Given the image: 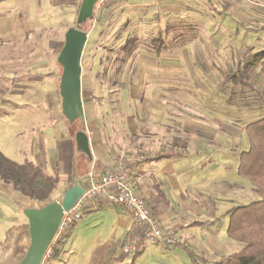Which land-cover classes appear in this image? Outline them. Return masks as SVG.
Segmentation results:
<instances>
[{"label":"rangeland","instance_id":"1","mask_svg":"<svg viewBox=\"0 0 264 264\" xmlns=\"http://www.w3.org/2000/svg\"><path fill=\"white\" fill-rule=\"evenodd\" d=\"M118 3L116 0L112 5L114 10L119 7L115 5ZM134 3L138 5L132 7L128 2L120 5L119 10H112L113 14H109L110 9L108 12L102 7L99 11L96 10L94 21L83 25V31L85 30L88 37L83 59H80L82 97L85 99L87 93L91 94L90 113L94 115L98 125L106 128V137L113 142V146L125 145L119 155L121 158L126 155L130 162L144 156L143 145L147 139L144 136L152 131L161 132L160 125L157 124H167L170 131H176L180 129V120L176 117L182 118V112L193 113L192 110L203 121H208L206 128L210 132L205 134L209 135L212 144L209 147L207 145L196 148L198 154L191 153L184 161L179 160L181 163H174H179L183 169V173L176 179L180 183V193L171 188L163 189L165 197L162 199L174 205L185 201L190 203L191 199L199 201V215L194 219L206 224L186 229L180 235L182 238L187 237L189 243L186 247L191 249L190 252L200 264H214L241 247L240 243L226 237L228 211L259 199L253 186L236 171L240 153L248 149L245 126L264 115V79L256 61L264 58V0H136ZM39 15L43 19L38 20L44 21L46 14ZM132 16L137 18L133 19ZM55 17L56 21H50L48 34L42 38L43 42L48 39L56 41L55 53L52 50L41 51L39 55L41 60L50 58V66L46 64L30 71L29 67L21 63V60H28L29 51L24 49L29 45L24 44V41H30L36 35L32 33L30 26L38 20H24L20 23L23 25L13 34L2 37L4 45L1 56L10 61L16 55L17 59L21 58L18 66L13 69L16 74L14 79H19L20 88L24 85L23 89L27 93L32 89L47 91L50 86L44 78L48 77V73L53 75L51 82L56 85V92L53 94L47 93L43 97L28 95L18 100L16 107L0 108V152L18 163L26 158L33 160L40 150H44L47 142L52 147L66 132L71 133L73 138L82 128L87 134L90 133L91 120L86 113V104L82 103L83 124L79 120L73 124L66 121L61 114L59 99L56 100L58 113L51 105L54 95H59L61 67L56 60L63 46V34L75 25L77 14H55ZM109 17L115 22L108 20ZM122 18L137 24L136 29L127 31L130 34L137 32V44L135 56L124 65L117 76V86H111L108 79L96 76L101 68L99 57L104 54L100 46L106 45L113 38L116 32L114 25L118 19L123 20ZM156 31L160 32L164 40L162 51L167 57V69L162 72L153 71L149 75L150 71L145 62L152 60L153 55L148 52V41ZM121 35V40L126 38V34ZM37 47L39 45L35 49ZM32 73L39 75L35 77L33 86H30L28 76ZM233 75L240 78L242 83L235 86L227 81V76ZM2 77L3 80L8 79L6 75ZM141 79L143 85L140 93L120 99L126 92H130L129 83L135 84ZM10 82L11 79L8 86L15 87ZM166 111L170 113L168 122ZM128 126L142 140L140 151L139 146L134 150L130 147L133 138ZM168 151L179 153L173 149ZM210 158L212 163H206V168L200 171V164ZM187 162L190 163L185 167ZM50 166L46 165L48 170ZM192 166H196V169L189 175L188 169ZM160 181L165 182L162 177ZM195 181L199 188L193 189V194L186 193L184 186ZM62 196V190L57 188L49 202H60ZM40 207L42 206L31 201L26 203L11 187L0 183V257L5 241L22 225L26 235V251L29 245V236L26 233L28 221L23 211L26 208ZM186 214V217H190L189 213ZM81 218L72 238L73 241L77 236L86 239L80 243L81 248L76 240L72 245L68 244L63 256L66 260L60 264H86L91 247L89 242L98 231L102 242L111 240L110 237L113 236L120 237L114 233L113 216L105 212L91 216L82 214ZM128 244L130 243L123 246L122 239L108 244L106 261L112 260V264H193L182 246L166 249L144 243L141 247L142 253L134 255L135 251L132 250L125 255L123 250Z\"/></svg>","mask_w":264,"mask_h":264},{"label":"crops","instance_id":"2","mask_svg":"<svg viewBox=\"0 0 264 264\" xmlns=\"http://www.w3.org/2000/svg\"><path fill=\"white\" fill-rule=\"evenodd\" d=\"M82 0H0V52L3 40V36L11 35L13 34L19 26H22L20 23L24 22V20L27 22L28 19L31 20H38L43 19L42 16L39 14H46L44 16V21L38 20L32 24L31 29L32 33L36 34L33 35L32 40L28 41L25 40L24 44L29 45L28 48H25L24 50L29 51L28 52V60H25L21 63L24 64V66L29 67L30 71H33V69H37V67L43 66L46 64L48 66L51 65V62H49V59H40L39 55L41 51H50L52 50V53H55V43L56 41H49V39L45 42L42 41V38H45V35H47V29L50 27L51 23L50 21L53 19L56 21L55 14H78V7H80ZM119 3L115 4L118 5L115 10L113 9L112 5L105 4L104 9H106L109 14H113L112 10L114 12L116 10L120 9V5L130 3V6L134 7V5H138L134 2L136 0H118ZM114 5V6H115ZM111 6V7H110ZM141 6V5H139ZM138 6V7H139ZM94 7V17L96 14V10L102 9ZM116 7V6H115ZM110 9V10H108ZM105 10V11H106ZM168 8L166 9L167 12ZM99 12H97L98 14ZM52 14L54 16H52ZM99 15V14H98ZM135 15V14H134ZM258 15V14H256ZM264 16V15H263ZM134 17V16H132ZM137 18L134 17L133 19ZM145 18V17H144ZM23 21H21V20ZM123 19V18H122ZM124 18L123 20L118 19V23L116 22L114 25V31L119 28L120 25H122L126 20ZM21 22H19V21ZM108 20H112L111 17H109ZM108 20H106V23L109 24ZM41 21V22H40ZM54 21V22H55ZM94 21V20H93ZM115 22V20H112ZM25 22V24H26ZM37 22H40V24H35ZM53 26V25H52ZM118 26V27H117ZM156 26V25H155ZM56 27V24H55ZM53 27V29L55 28ZM137 24L136 23H130L128 21V24L124 27V31H131L132 29H136ZM141 27L139 26V29ZM55 31V30H53ZM49 32V31H48ZM124 32V33H125ZM40 34V35H39ZM37 36V37H34ZM44 36V37H43ZM41 37V38H40ZM39 45L35 49V46ZM13 50V49H12ZM163 48H161V52L159 54L150 53L153 55L151 57L152 60H150L148 63L145 62V65L147 66L149 72L153 73V71H160L167 69V62H166V54L163 53ZM36 51V53H35ZM50 54V53H49ZM17 56V55H16ZM13 57L14 59L12 61L8 60L6 57L1 56L0 54V108L1 107H16L18 103H16L20 99H24L25 96H34L38 95L39 97L46 96L47 93H54L56 92L55 86L53 82H51V77L53 75H49L48 77L44 78V81H46L50 88L47 91H41V90H35L32 89V91L25 92V89H23L25 86L23 85L22 88H20L21 84L18 78L14 79V68L18 66L20 59H17V57ZM135 56V55H134ZM148 61V60H147ZM18 62V63H17ZM160 62V63H159ZM45 63V64H44ZM131 63V62H130ZM11 68V69H10ZM11 72V74L9 73ZM136 73V72H135ZM53 74V73H52ZM6 75L8 77L7 80H3V77ZM35 73H32L28 76L30 81V86H33V82L36 81V78L39 73L36 75ZM13 76V77H11ZM148 76V75H147ZM146 76V77H147ZM145 77V80H146ZM82 78V77H81ZM143 78V77H142ZM11 79V82L13 85L15 84V87L12 86L10 88L8 86L9 80ZM22 80V79H21ZM82 81V79H81ZM143 79L140 81L138 80L135 84L132 82L129 83L130 92L125 93L120 97V99H123L124 97H133L135 94L140 93V89L142 88ZM4 84V85H2ZM20 84V85H19ZM82 84V83H81ZM31 89V88H30ZM115 92V91H114ZM85 99L82 97V90H81V98L80 100L82 103L86 104V110L88 113V118L91 120L90 126V133H86L88 136V142H89V149L91 153V160H89L84 154L80 153L76 149L75 140L72 137L71 133L66 132V134L62 137V139H57L55 141V145L52 147H49V144L47 142V146H45L44 150H40V153H38V156H35V158L31 161L34 163L40 165L42 169L55 174L58 176L59 179V186L58 189H61L62 192L68 190L69 188L73 186H77L80 189L86 190L88 186V179L86 178L87 175L92 172L94 175L99 176L100 174H103L107 170H111L113 167L117 165L120 161L123 162V164H126L128 167L129 173H130V179L132 183V188L135 190L136 193H138L143 199L144 202H146L148 208L151 210L152 215L155 216V218L160 222V224H164L167 227H170L176 236V238L180 241V243H183L185 246H188V239L182 238L180 235V232L185 231L186 229L193 228L188 227L192 222H197L198 220H195L194 218L198 217L200 208H198V200L191 199L190 203L181 202L176 203L175 205L166 201L165 199H162L165 197V192L167 188H171L174 192L180 193V189L178 188L179 181H176L178 179V176L180 173H183L182 166L179 165L182 161H184L187 156H189L191 153L198 154V150L196 148H203L205 146L209 147L212 143L210 142L211 139L209 138V135H206L205 133L210 132L209 128L207 127L208 121H203L202 118L198 117L196 115V112L192 110L190 112L181 113L184 117H176V119L180 120V129H177L176 131H170L167 127V124H157L160 125L161 132H150L149 135H145L147 139L145 140V144L143 145V150L145 152V156L149 159L147 162L139 163L142 156L138 159L135 158V160L132 162L128 161V157L124 155L123 158H121L122 148L125 146H113V142L111 143V140L108 139L106 136V128L103 126L98 125L99 123L96 122L94 115L90 113V107L89 103L91 102L90 97L91 94L87 93ZM128 94L130 96H128ZM61 100L60 96L54 95L53 99H51V105L54 108L55 112L57 111V101ZM83 99V100H82ZM162 111V109H160ZM3 109H1V113H3ZM163 112V111H162ZM161 112V113H162ZM55 113V114H56ZM169 112L166 111V118L167 122L169 121ZM93 117H92V116ZM163 116V114H161ZM59 120V116L57 117ZM128 129L130 131V135L133 138V141L130 142L131 149H136L139 146L142 148V140L137 136L136 131H131V129ZM154 127V126H152ZM114 135H112L111 138H113ZM110 140V142L108 141ZM139 140V141H138ZM211 143V144H210ZM189 148H192L190 150ZM168 149H173L174 151H178L180 157H177L175 159H160L157 161L158 155L161 153H165L168 151ZM27 159V158H26ZM24 160V159H23ZM181 162H180V161ZM178 161L179 163H176ZM212 159L210 158L209 161H206L202 164H200L199 169L200 171L205 169V165L212 163ZM130 162V163H128ZM186 162V161H185ZM190 163V162H189ZM188 162L185 163V167L189 164ZM47 164H50V168L48 170V167H46ZM196 169V166H192L188 169V174L194 173ZM163 178L165 180L164 183L160 181V178ZM165 184V186H164ZM198 183L196 181L193 183H188V185L184 186V190L186 193L193 194L194 191L198 187ZM195 189V190H193ZM173 192V193H174ZM22 197V196H21ZM24 198V197H23ZM24 201L28 203V199L24 198ZM30 202V201H29ZM176 202H178L176 200ZM99 212H105L107 215L113 216V229L114 233H117L120 235V237L113 236L110 237L111 240L102 242L100 240L99 231L96 235H92V240L90 243V252L88 254L87 263L86 264H112V260L106 261L107 258V246L108 244H112L113 241L122 239L123 246L126 243H134L135 245L140 244V251L141 247L144 245V242H141L140 238V230L136 228V223L134 219L127 214L125 210H123L121 207L107 204V202L102 200H89L84 203V208L82 214L87 215H95ZM189 213L190 217H186L185 215ZM78 221L71 229L68 230L67 235L65 236L64 240L61 245V252L57 257L52 258L49 264H60L64 261V253L67 245L72 243H75V240L79 243V248H81V242L83 243L86 237L83 236H77L75 240L73 241L72 234L74 233V230L78 228ZM80 227V226H79ZM196 227V226H195ZM100 229V228H99ZM27 232H28V226H27ZM26 232V233H27ZM13 235L10 237L9 240L5 241L4 244V251L2 256L0 257V264H17L20 260V258L23 257L25 252V230L23 228V225L19 227L15 232L12 233ZM28 235V233H27ZM85 236V235H84ZM228 244V243H226ZM143 252V251H142ZM124 254V253H123ZM129 254V253H128ZM127 255V254H125ZM66 260V259H65ZM122 262V258L120 259ZM69 264V263H64ZM76 264V263H73Z\"/></svg>","mask_w":264,"mask_h":264},{"label":"trees","instance_id":"3","mask_svg":"<svg viewBox=\"0 0 264 264\" xmlns=\"http://www.w3.org/2000/svg\"><path fill=\"white\" fill-rule=\"evenodd\" d=\"M127 24L128 20L115 30L113 38L106 45L100 46L104 54L99 57L101 68L96 72V76L108 79L111 86H117L118 74L124 65L134 57L135 44H137L135 37L137 32L135 31L137 30L132 34L126 33L124 27ZM121 34H126V38L121 40ZM154 34L148 41V52L153 55L161 52V45L164 41L159 31ZM256 61L259 63L258 67L264 79V58H259ZM226 79L235 86L242 83L236 75L227 76ZM244 132L248 136V149L240 153L236 172L253 186L259 199L228 211L226 237L240 243L241 247L214 264H264V115L247 124ZM180 155L177 152L167 151L159 154L157 161L175 159ZM147 161L149 159L144 155L139 163ZM0 183L11 187L16 194L29 201L43 206L49 203L53 192L57 190L59 179L57 175L42 169L40 165L29 159L18 163L0 152ZM204 224L206 223L197 221L187 226L202 227ZM177 246H182L186 250L193 264H200L195 255L190 252L191 249L183 243H179ZM51 248H53L51 258L57 257L61 252V246ZM140 253L142 251L137 249L134 255Z\"/></svg>","mask_w":264,"mask_h":264},{"label":"water","instance_id":"4","mask_svg":"<svg viewBox=\"0 0 264 264\" xmlns=\"http://www.w3.org/2000/svg\"><path fill=\"white\" fill-rule=\"evenodd\" d=\"M98 0H82L78 7L75 25L66 30L64 42L56 62L61 66L59 96L61 114L70 124L79 120L84 122L81 98V61L87 34L81 29L94 19V7ZM88 136L84 128L75 134L78 152L91 160ZM83 189L73 186L64 191L60 202L52 201L40 208H26L23 211L28 221L29 245L17 264H41L43 257L52 243L64 212L76 204L83 195Z\"/></svg>","mask_w":264,"mask_h":264},{"label":"built area","instance_id":"5","mask_svg":"<svg viewBox=\"0 0 264 264\" xmlns=\"http://www.w3.org/2000/svg\"><path fill=\"white\" fill-rule=\"evenodd\" d=\"M114 1L98 0L95 7L100 8ZM129 175L128 167L122 161L99 176L94 175L92 172L87 175V189L84 190L79 201L74 204L69 212L63 213L59 228L56 230L55 237L41 264L50 263L53 251L51 247L61 246L60 243L67 235L68 230L82 219L84 203L89 200H102L107 204L116 205L125 210L134 219L136 228L140 230L141 242L155 244L166 249L172 246L175 247L180 243L174 231L170 227L160 224L152 215L144 199L134 191ZM137 249H140V244L130 243L124 248L123 252L128 254L132 250L136 252Z\"/></svg>","mask_w":264,"mask_h":264},{"label":"flooded vegetation","instance_id":"6","mask_svg":"<svg viewBox=\"0 0 264 264\" xmlns=\"http://www.w3.org/2000/svg\"><path fill=\"white\" fill-rule=\"evenodd\" d=\"M162 43H163V42H162ZM86 44H87V42H86ZM86 44H85V46H86ZM85 46H84V47H85ZM84 47H83V48H84ZM162 47H163V44L161 45V48H162ZM84 49H85V48H84ZM83 54H84V50H83ZM83 54H82V59H83ZM102 79H103V78H102Z\"/></svg>","mask_w":264,"mask_h":264}]
</instances>
